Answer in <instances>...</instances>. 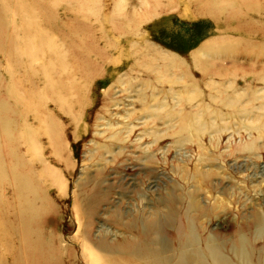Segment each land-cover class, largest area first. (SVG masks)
Instances as JSON below:
<instances>
[{"label":"rangeland","instance_id":"374dc122","mask_svg":"<svg viewBox=\"0 0 264 264\" xmlns=\"http://www.w3.org/2000/svg\"><path fill=\"white\" fill-rule=\"evenodd\" d=\"M244 1L0 0L3 94L9 66L20 92L45 70L74 91L72 115L48 105L59 160L42 144L54 264H86L83 244L117 264L196 250L205 264L211 252L244 264L240 241L264 259V16L233 19ZM13 258L1 242L0 264Z\"/></svg>","mask_w":264,"mask_h":264},{"label":"bare ground","instance_id":"6f19581e","mask_svg":"<svg viewBox=\"0 0 264 264\" xmlns=\"http://www.w3.org/2000/svg\"><path fill=\"white\" fill-rule=\"evenodd\" d=\"M258 6H260L259 11L252 12L258 9ZM239 12H244L246 18L252 17L255 14L264 16V2L260 1V3L255 4L254 0H245L241 6H235L232 10L233 19L236 18L235 16ZM237 22L240 24L238 29H242L241 26L244 24L251 26L248 24L250 22L245 23L246 20ZM34 24L30 23L29 31L38 25L34 26ZM26 34H29V32L26 31ZM15 40L17 41V37H15ZM24 48H27L26 43ZM14 52L15 58L17 52ZM45 52H49L45 55L46 62L48 63L55 61L58 57L61 58L63 55L60 48L57 51L55 49H46ZM11 67L13 68V66ZM11 67L9 66L8 68L9 77L7 78H9V81L6 85L5 93L3 94L2 92L3 88H5L4 85L0 89V243L7 244V253L9 255L14 254L17 257L13 258L12 264H54L52 252L47 253L45 251L47 246L45 244V236L47 233L43 224V216L46 215L44 202H48L45 196V186L50 182H55L53 179L55 174L42 164V157L45 152L42 149V144L47 145L48 151L50 150L54 156V160H59L57 150L62 145H60L61 141L57 139L56 135H58V132L62 128L56 123L55 115L48 110V105L50 103L54 104L55 109L65 116L72 115V110L70 111L69 107H66V104H72L74 101V91L69 87V84H62L64 79L63 82L57 80L58 85H51L48 82L49 76L46 73L47 70H45L43 76L35 78L38 79L35 87H33L34 82L27 85L22 83L21 89L23 91L20 92V90H16L17 85L20 89L19 79L16 80L14 75V78H10L13 70ZM17 71L20 72L19 69ZM69 72L71 74V71ZM14 79L17 84L15 83L12 91L11 84L14 83ZM32 89H35V93L31 92ZM18 91L19 94L17 93ZM31 94H34L33 98L38 96L36 101L39 97L43 99L45 101L44 104L38 102L36 105ZM26 95H30V97ZM6 97L8 101L4 100ZM20 102L24 103L23 108L20 106ZM42 113L43 116L41 115ZM8 131L11 133V136H14L13 138L8 135ZM33 133L35 134L33 135ZM13 140L16 143L15 149H12V146L14 147ZM256 220L257 223L262 221L261 216H257ZM190 239L194 240L193 236H190ZM148 242L151 243L149 238L145 236V243ZM180 243L184 242L181 241ZM239 243L236 248L244 259V264H264V259L261 260V263L255 260L252 250L247 248L246 243L248 242L240 241ZM16 245H20L18 246L19 250L17 248L14 251L13 247ZM84 245L83 250L87 255V260L84 259L88 261L86 264L118 263V261L115 262L96 255V253H93L91 249L86 246L84 247ZM209 254L213 260V264H231L228 260L223 259L222 256H217L219 254L217 252ZM135 255L133 260L131 257L123 260L120 264H136L139 257L136 253ZM199 255L201 253L197 250L191 252L190 255L182 253L180 254L181 263L179 264H205ZM21 257L24 258V261Z\"/></svg>","mask_w":264,"mask_h":264}]
</instances>
